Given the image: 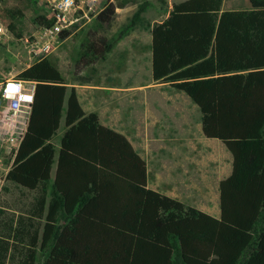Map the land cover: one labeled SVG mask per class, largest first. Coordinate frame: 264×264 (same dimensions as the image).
I'll list each match as a JSON object with an SVG mask.
<instances>
[{
	"label": "trees",
	"instance_id": "obj_1",
	"mask_svg": "<svg viewBox=\"0 0 264 264\" xmlns=\"http://www.w3.org/2000/svg\"><path fill=\"white\" fill-rule=\"evenodd\" d=\"M248 1L249 9L221 11L222 0H183L151 31L153 79L184 92L200 110L202 134L233 156L219 183L220 217L148 188L145 161L85 114L74 88L52 179L50 139L66 86L43 59L19 74L36 86L7 179L35 196L15 217L0 209V264H264V0ZM123 6L109 2L95 16L106 22Z\"/></svg>",
	"mask_w": 264,
	"mask_h": 264
},
{
	"label": "rangeland",
	"instance_id": "obj_2",
	"mask_svg": "<svg viewBox=\"0 0 264 264\" xmlns=\"http://www.w3.org/2000/svg\"><path fill=\"white\" fill-rule=\"evenodd\" d=\"M142 1L102 0L103 7L109 2L124 6L116 7L106 22L95 15L83 18L65 30L64 36L60 34L53 40L41 36V25L36 20L45 14L43 0H0V25L5 29L0 34V80L8 76L20 78L21 72L43 59L62 76L66 96L58 128L50 139L55 147L52 179L66 129V99L74 88L85 114L94 113L97 123L122 134L145 161L148 188L181 202H195L201 195L182 183L181 167L175 158L181 154L179 139L185 134L196 139L200 134V110L184 92L152 76V27L165 20L174 4L183 0H147L143 20L118 37ZM249 8L248 0H222L221 4V11ZM179 107L186 117L180 115ZM206 139L217 144H206L210 145L206 148L201 141H195L194 150L193 146L187 150L188 177H193L198 167L196 156L210 171L213 167L209 157L229 151L221 140ZM3 171L0 169V173ZM205 194L208 198L202 196L201 200L211 211L209 215L219 218L220 193L217 207L213 193ZM34 196L35 190L6 179L0 187V209L6 216L15 217L30 207Z\"/></svg>",
	"mask_w": 264,
	"mask_h": 264
},
{
	"label": "built area",
	"instance_id": "obj_3",
	"mask_svg": "<svg viewBox=\"0 0 264 264\" xmlns=\"http://www.w3.org/2000/svg\"><path fill=\"white\" fill-rule=\"evenodd\" d=\"M45 17L51 19L50 26H42L41 36L56 38L72 24L90 18L103 9L102 0H43ZM5 29L0 25V34ZM29 84V86H27ZM35 81L14 76L0 80V187L7 179L13 161L26 131L28 117L34 101ZM7 162V166H3Z\"/></svg>",
	"mask_w": 264,
	"mask_h": 264
},
{
	"label": "crops",
	"instance_id": "obj_4",
	"mask_svg": "<svg viewBox=\"0 0 264 264\" xmlns=\"http://www.w3.org/2000/svg\"><path fill=\"white\" fill-rule=\"evenodd\" d=\"M177 108L178 106L176 107V110H175L176 115H178ZM179 108L180 109L178 112L180 113V115L182 117H186L181 107ZM187 135L188 134H185L184 138L179 139V141L177 142L178 145H180L181 154L177 155L175 159H176L179 169L181 167L180 177H181L182 183L185 184L186 187L190 189V191L195 192V193H200L201 196L199 200L195 202H183V203L194 206L198 208L199 210L209 214L211 213V211L208 209L206 204L203 203V200H201V198L202 196L208 198L205 193H213V197H214L213 200L215 203L214 207H217L218 200H219V193H220L219 183L221 180L225 179L231 174L232 167H233V156L231 152L229 153V151H225L224 155L209 157L210 158L209 161L211 163V166L213 167V170L212 169L210 170L211 172L207 169L208 168L207 165H204L205 162L204 163L201 162L196 156L194 158V162L198 167L196 168L195 174H193V177H188V164H187L188 152L187 150L190 149L192 146L194 150V146L196 145L195 141H201L202 145L205 146L206 148L209 147L210 145L212 146L216 145L217 141H210L211 144L209 143V141H207L208 139L206 138H210V137H206L202 134L201 122H200V134L197 135L196 139H189ZM206 144H210V145L208 146ZM224 148L226 147L224 146ZM198 150L199 149H196L195 152L197 153ZM215 211L216 210H214V212Z\"/></svg>",
	"mask_w": 264,
	"mask_h": 264
}]
</instances>
